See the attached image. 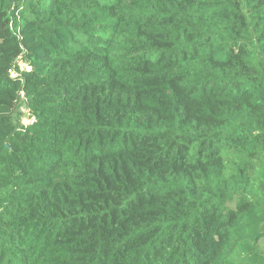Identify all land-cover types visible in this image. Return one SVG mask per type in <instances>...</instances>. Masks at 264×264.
Masks as SVG:
<instances>
[{"label": "trees", "instance_id": "16d2710c", "mask_svg": "<svg viewBox=\"0 0 264 264\" xmlns=\"http://www.w3.org/2000/svg\"><path fill=\"white\" fill-rule=\"evenodd\" d=\"M263 241L264 0H0V264Z\"/></svg>", "mask_w": 264, "mask_h": 264}, {"label": "rangeland", "instance_id": "374dc122", "mask_svg": "<svg viewBox=\"0 0 264 264\" xmlns=\"http://www.w3.org/2000/svg\"><path fill=\"white\" fill-rule=\"evenodd\" d=\"M22 120L24 123H28L29 122V117H28V111L26 109H22ZM263 246H264V241H263Z\"/></svg>", "mask_w": 264, "mask_h": 264}]
</instances>
